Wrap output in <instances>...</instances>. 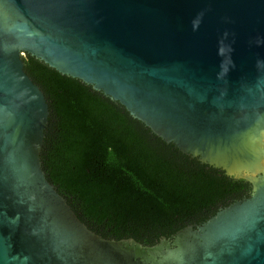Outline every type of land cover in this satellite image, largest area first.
Segmentation results:
<instances>
[{
	"label": "water",
	"instance_id": "1",
	"mask_svg": "<svg viewBox=\"0 0 264 264\" xmlns=\"http://www.w3.org/2000/svg\"><path fill=\"white\" fill-rule=\"evenodd\" d=\"M26 53L251 195L154 245L94 232L42 168ZM0 264H264V0H0Z\"/></svg>",
	"mask_w": 264,
	"mask_h": 264
},
{
	"label": "trees",
	"instance_id": "2",
	"mask_svg": "<svg viewBox=\"0 0 264 264\" xmlns=\"http://www.w3.org/2000/svg\"><path fill=\"white\" fill-rule=\"evenodd\" d=\"M22 59L48 102L46 177L102 237L154 245L251 195L249 181L183 152L118 100L29 53Z\"/></svg>",
	"mask_w": 264,
	"mask_h": 264
}]
</instances>
